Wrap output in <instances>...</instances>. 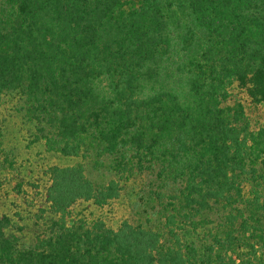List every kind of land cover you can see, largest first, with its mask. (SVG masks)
<instances>
[{
    "label": "trees",
    "instance_id": "16d2710c",
    "mask_svg": "<svg viewBox=\"0 0 264 264\" xmlns=\"http://www.w3.org/2000/svg\"><path fill=\"white\" fill-rule=\"evenodd\" d=\"M12 93L47 152L117 179L47 168L50 224L25 246L0 216V264H264V0H0V106ZM154 169L178 187L162 229L72 218ZM213 210L201 251L184 227Z\"/></svg>",
    "mask_w": 264,
    "mask_h": 264
},
{
    "label": "rangeland",
    "instance_id": "374dc122",
    "mask_svg": "<svg viewBox=\"0 0 264 264\" xmlns=\"http://www.w3.org/2000/svg\"><path fill=\"white\" fill-rule=\"evenodd\" d=\"M38 136L35 124L25 116L21 95H4L0 106V216L9 217L13 224L12 233L25 246L32 244L36 235L50 224L49 212L41 213V210H47L43 201L44 189L49 183L44 173L47 168L82 163L86 176L94 183L107 184L117 179L109 168L108 160L95 165L92 157L66 158L47 152ZM162 186L156 169L136 173L123 183L119 199L102 208L91 202H78L72 207V218L87 223L101 220L113 230L123 221L162 229L167 213L164 208L176 190L171 182L164 190ZM157 192L162 194L159 198ZM222 214L216 210L203 213L201 219L207 223L199 225L196 231L190 226L184 227L185 241L194 243L197 249L203 251L212 243L211 235L221 231Z\"/></svg>",
    "mask_w": 264,
    "mask_h": 264
}]
</instances>
